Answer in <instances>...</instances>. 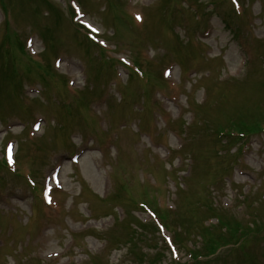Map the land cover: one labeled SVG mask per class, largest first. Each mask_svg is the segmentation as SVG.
Returning <instances> with one entry per match:
<instances>
[{
  "label": "rangeland",
  "instance_id": "obj_1",
  "mask_svg": "<svg viewBox=\"0 0 264 264\" xmlns=\"http://www.w3.org/2000/svg\"><path fill=\"white\" fill-rule=\"evenodd\" d=\"M5 1L12 29L0 1V48L21 67L12 83L0 75V161L10 145L20 164L16 173L0 170V264H192L189 251H203L216 214L264 227V131L245 146L217 134L238 115L264 125V0H237L242 15L233 0H49L60 19ZM74 1L77 23L107 40L105 55L138 61L155 77L149 86L119 61L103 65L72 23ZM22 26L23 53L6 41ZM49 56H58L57 68ZM36 60L41 69L31 68ZM27 174L38 187L52 185L50 204ZM141 203L170 215L164 223L173 239L180 226L182 245L171 252L157 235L156 248L135 229L133 219L151 217ZM138 234L146 238L132 248ZM248 245L210 264H247L244 253L264 264V230Z\"/></svg>",
  "mask_w": 264,
  "mask_h": 264
},
{
  "label": "trees",
  "instance_id": "obj_2",
  "mask_svg": "<svg viewBox=\"0 0 264 264\" xmlns=\"http://www.w3.org/2000/svg\"><path fill=\"white\" fill-rule=\"evenodd\" d=\"M2 2V9L5 12V14H9V10L6 5L5 0H0ZM14 1V0H13ZM12 5L14 3L12 2ZM10 5V7L12 6ZM19 6L22 7H27L30 9V11L33 12V14L37 17L40 16L44 10H50L49 15L50 16H55L57 15L58 19H60L59 13L57 14V11H54L53 4L50 3L48 0H20V3L18 4ZM53 12V13H52ZM54 17V18H55ZM124 23L122 20L119 22V26L123 25ZM229 25V24H228ZM229 29H231L228 26ZM14 35H7L6 36V41H8V44L11 45V49L13 47H17L22 53L24 52V45H21L20 41H17V37L14 36V42H13V37ZM237 36V35H236ZM85 40L90 44L93 45L87 38ZM6 46L4 45V52L2 48H0V60H4L2 62L1 68H0V75L2 78H4V81L6 83H12L13 80H16L17 78V65H16V59L14 55L10 52L9 49L5 48ZM102 53L104 50L100 48ZM5 53V55H4ZM9 59V60H8ZM113 64L112 61H105L103 64L105 67L111 66ZM138 65V63H137ZM103 67V66H102ZM235 119L231 120V125L228 128H220L217 131V134L222 137L221 142H225L228 145H232L234 142H239L242 141V138L249 137L250 135H254L257 133H260L263 129L262 124L257 123V124H246L240 120V116L234 117ZM238 119V120H236ZM237 135V136H236ZM242 135V136H239ZM3 168L7 169V165L5 160L0 161V170ZM34 191L37 193L39 191L38 187H34ZM217 211V210H215ZM216 213V212H215ZM160 215L162 220H169L170 215L167 212L160 211ZM216 218L218 220V223L216 226H213L211 228H207V230H212L213 231H206V233L203 235L206 239L203 237V241L205 242L204 244V249L201 253L195 252L197 250L191 249L189 251L191 255V260L192 264H199L203 261H201V258H209L217 254L219 250H228L227 248L232 247V249L235 248H240V249H245L248 246V242L250 237L251 238H257L259 233L263 230V228L258 227L257 229H254L256 226L253 224V227H244L239 221H236L235 219L231 217H227L221 214H216ZM124 223L127 222L126 220L123 221ZM134 227L138 231L142 232H148L150 236L153 237V241L155 242L156 248L158 247V243L156 241L157 233H159L158 229L156 228L155 224L153 223H146L143 224L141 221L137 219L132 220ZM129 223V222H128ZM164 223V222H163ZM165 224V223H164ZM128 225V224H127ZM166 225V224H165ZM171 226V225H170ZM178 229L174 231V240H176L178 243L182 245V234H180L178 231L180 229V226L177 227ZM217 229H221L220 231ZM223 232V233H221ZM146 238L145 234H138L135 235L134 239L129 241V244L132 246V248H135L138 244H140L143 239ZM229 249V250H230ZM131 250V249H130ZM128 250V251H130ZM164 249H160L161 251ZM224 254L221 253L216 256V258H221L223 257ZM212 260H206L205 262H208L210 264ZM142 263V261H141ZM145 263V262H144ZM142 263V264H144Z\"/></svg>",
  "mask_w": 264,
  "mask_h": 264
}]
</instances>
